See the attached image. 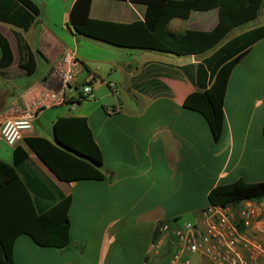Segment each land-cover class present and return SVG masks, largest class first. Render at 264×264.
<instances>
[{
  "label": "crops",
  "instance_id": "1",
  "mask_svg": "<svg viewBox=\"0 0 264 264\" xmlns=\"http://www.w3.org/2000/svg\"><path fill=\"white\" fill-rule=\"evenodd\" d=\"M17 1L35 19L26 31L0 22L14 58L10 66L0 69V121L22 115L30 98L46 86L66 48L76 50L81 62L71 97L77 98L79 86L103 82L105 77L118 98L111 106L115 110L104 109L101 118L96 115V101L90 109H82L81 104L74 109L70 105L45 108L17 144L25 146L24 139L34 136L52 139L53 125L60 117H84L102 152L103 180L60 181L30 152L50 180L72 198L70 243L61 249L42 248L19 236L14 264H143L159 222L178 226L181 215L192 213L196 220L207 208L191 203V198H207L215 187L240 179L264 182V38L245 50L230 74L223 130L215 141L206 119L184 106L196 87L183 68L195 67L212 52L178 56L114 47L68 26L75 0ZM229 4L237 6L236 1ZM145 13L144 5L129 1L91 0L89 8L91 19L122 24L143 21ZM218 21V8L191 11L187 19L169 20L166 32L173 36L209 32ZM263 26L264 6L256 19L232 29L219 46ZM15 34L34 55L32 74L17 64ZM118 49L130 51L131 58L121 60L119 55L126 53ZM7 148L10 153L0 145V160L11 162L14 148Z\"/></svg>",
  "mask_w": 264,
  "mask_h": 264
},
{
  "label": "trees",
  "instance_id": "2",
  "mask_svg": "<svg viewBox=\"0 0 264 264\" xmlns=\"http://www.w3.org/2000/svg\"><path fill=\"white\" fill-rule=\"evenodd\" d=\"M129 1L146 7L143 21L122 24L89 17L91 0H75L68 15V26L75 33L105 44L125 49L169 52L178 56H201L212 52L195 67L183 71L196 90L184 106L199 112L207 121L216 141L224 122V96L233 68L245 50L264 38V26L231 39L219 46L232 29L253 21L264 6V0H115ZM232 7L229 3L235 2ZM219 10L217 26L209 32L188 31L182 36L169 35L166 24L172 18L187 19L191 11ZM34 15L17 0H0V22L28 30ZM18 66L32 74L35 58L24 39L15 34ZM0 69L13 63L6 37L0 32ZM86 99H84L85 101ZM78 105L81 102L77 103ZM105 108H103L104 110ZM52 139L30 137L25 146H16L12 161L0 160V264H14L13 248L19 236H27L42 248H65L70 243L69 208L71 196L64 195L31 159L30 152L64 182L102 181V152L84 117H60ZM264 140V124L262 126ZM264 198V182L245 180L212 189L209 205L226 206L246 199ZM164 222H159L157 227ZM158 237L155 230L152 242Z\"/></svg>",
  "mask_w": 264,
  "mask_h": 264
},
{
  "label": "built area",
  "instance_id": "3",
  "mask_svg": "<svg viewBox=\"0 0 264 264\" xmlns=\"http://www.w3.org/2000/svg\"><path fill=\"white\" fill-rule=\"evenodd\" d=\"M80 66L76 50L64 49L46 86L30 98L22 115L0 122V140L15 148L43 109L62 105L74 109L79 100L93 99L89 84L76 89L78 98L69 95ZM109 87L116 93L114 85ZM157 231L143 264H264V198L209 205L196 220L178 226L164 222Z\"/></svg>",
  "mask_w": 264,
  "mask_h": 264
},
{
  "label": "rangeland",
  "instance_id": "4",
  "mask_svg": "<svg viewBox=\"0 0 264 264\" xmlns=\"http://www.w3.org/2000/svg\"><path fill=\"white\" fill-rule=\"evenodd\" d=\"M55 1L57 2L59 0H55ZM62 10H63V8H62ZM63 26H64V28L66 27L65 22L63 23ZM118 51H123V53H126L123 55H121V54L119 55V58H121V60L126 61V60H129L131 58V55H128V53H130V51L123 50V49H118ZM102 79L104 80L103 82H101L100 80H96V82L91 84V87L93 89V99L87 100V101H84V100L78 101V102H81V106H83L82 109H90L91 107H93V106H91L90 103L96 101L98 103V109H99L98 110L99 112L96 113V115H98V117H100V118H101V115L105 114L102 107H104L105 109L111 108L112 105L117 104L116 102H117V98H118L117 97L118 95L115 94L110 89L109 85H111V84L108 81V79H105V77H103ZM112 85H113V83H112ZM120 94H122L124 100L127 99L126 94L122 90H120ZM76 97L78 98V95H76ZM129 102H130V98H129ZM73 113L76 114V112H73ZM0 145H1V148L3 150H7L10 153L11 150L9 148H7V146L3 142ZM192 202H194V204L197 206H202V207H208L209 206L208 200L205 197L191 198V203ZM193 220L194 219H193L192 213H187V214L181 215L180 218L177 219L176 222L179 224H183L186 221H193Z\"/></svg>",
  "mask_w": 264,
  "mask_h": 264
},
{
  "label": "water",
  "instance_id": "5",
  "mask_svg": "<svg viewBox=\"0 0 264 264\" xmlns=\"http://www.w3.org/2000/svg\"><path fill=\"white\" fill-rule=\"evenodd\" d=\"M52 140L57 144V142H56V138H55V135H54V131H53ZM57 145H58V144H57Z\"/></svg>",
  "mask_w": 264,
  "mask_h": 264
}]
</instances>
